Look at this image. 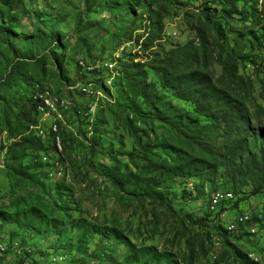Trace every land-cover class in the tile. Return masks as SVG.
Segmentation results:
<instances>
[{"label": "rangeland", "instance_id": "1", "mask_svg": "<svg viewBox=\"0 0 264 264\" xmlns=\"http://www.w3.org/2000/svg\"><path fill=\"white\" fill-rule=\"evenodd\" d=\"M160 1L0 0V264H183L195 232L209 234L210 247L195 264H245L223 244L222 227L232 233L233 251L248 254L250 264H258L255 258L264 264V191L254 196L249 186L236 192L222 169L202 164L199 146L188 148L174 122L186 124L178 120L183 111L201 126L211 120L151 69L195 37L190 26L204 0L192 9L168 0L162 39L146 46L142 40L155 30L147 12ZM244 1L232 18L218 1L212 8L223 26L224 49L236 40L248 57L239 72L253 81L255 103L235 137L254 147L264 142V0ZM132 62L144 64L147 82L165 97L161 112L128 89L124 72ZM17 63L20 74L10 75ZM210 69L215 77L222 73L216 63ZM43 86L33 99L48 95L56 118L54 124L38 114L37 131L47 139L56 126L63 136L60 151L52 148L41 164L34 145L15 148L25 140L36 143L27 102ZM202 139L214 146L219 162L228 161L224 125ZM139 142L148 144L154 159L195 154L200 174L158 178L153 195L135 189L132 174L145 164ZM251 155L244 152L245 159ZM231 192L236 201L221 206L220 195ZM244 217L251 219L241 223Z\"/></svg>", "mask_w": 264, "mask_h": 264}, {"label": "trees", "instance_id": "2", "mask_svg": "<svg viewBox=\"0 0 264 264\" xmlns=\"http://www.w3.org/2000/svg\"><path fill=\"white\" fill-rule=\"evenodd\" d=\"M177 1L184 6H188L190 9L191 6L183 3L182 0ZM213 1L220 3L222 10L227 12L229 18L242 13V10L239 11L238 4L242 1L246 3L244 0H204L198 11L200 17L195 24L191 23L190 26L195 32V37L186 44L178 45L171 49L164 57L159 58L156 66L151 69L156 74L162 75L165 83L170 86L175 95L194 105L199 115L211 120L210 126H201L198 117L191 112L183 111L179 115L178 120L183 118L186 124H178V122H174V124L177 125L181 133L187 138L188 148L192 149V145L197 144L200 152L205 156L202 159V164L204 166L208 165L213 170L222 169L225 180L232 186L234 191H241L243 193L242 188L252 186L254 188L253 194L257 196L264 191V142L250 147L248 143L235 137L239 122L244 119L248 122L250 121L251 112L249 104L255 103L253 81L239 72L240 65L248 57L243 54L242 50H237L236 46H238V42L236 40L233 47L227 46L224 49V46H222L220 41L223 26L221 22L214 21ZM170 4L171 2L168 0H161L158 2L155 10L147 12L155 30H150L147 33V36L142 40V44L149 46V44L154 43L156 40L160 41L162 39V34L165 30L164 20L171 7ZM253 9L255 12V7ZM185 16L186 18H190L188 13ZM260 45L262 46L263 44ZM214 63L222 69V73L218 77H215L210 69ZM97 70L93 72L99 73ZM19 74V64L17 63L13 66L10 75ZM124 78L128 89L136 97L140 96L149 99L152 101L153 107L158 112H161L160 105L165 100V97L157 93L155 84L147 82L144 64L134 62L127 64ZM47 88L46 86L39 88L31 94V98L27 102L31 112L28 117L30 126H32L31 129L39 127L37 102L33 99V95L38 91H45ZM261 96L264 97V90ZM167 106L170 107L171 118L173 105L170 102ZM164 121L166 120L164 119ZM220 125H224L226 128L224 156L228 158V161L225 162H219L214 146L202 139L206 131L211 128H217ZM61 135L63 136L62 133ZM36 139V143H27L26 140L22 141V143L16 145L15 149H24L34 145L33 151L43 153L40 158L42 164V158L45 155H49L52 148L53 151L55 148L57 149L56 136L55 134H50L47 136V139H39V137ZM122 143L124 144V141ZM63 145L66 150L64 142ZM137 145L143 155L142 158L145 164L142 171L132 174L136 184L134 187L135 189L141 186L144 187L145 189H143L148 195L156 193L155 183L158 182V178L173 175L197 176L200 174L197 169L198 158L193 153H178L174 161L162 158L154 159L148 154V144L139 142ZM245 151H249L252 155L245 159ZM215 195L218 194L213 195L212 202ZM233 196L235 197L234 194ZM159 200L161 201L162 198L160 197ZM239 201L242 202V200L238 199ZM222 230L223 244L237 254V257H241L242 260L247 261L244 262L245 264L253 263L248 254L237 253L232 250V233L226 227H222ZM208 238L209 234L202 235L198 232H195L190 238L188 237L187 255L183 258V264H195L201 257L209 254L210 247L207 246L206 241ZM19 264H25V262L22 261Z\"/></svg>", "mask_w": 264, "mask_h": 264}, {"label": "built area", "instance_id": "3", "mask_svg": "<svg viewBox=\"0 0 264 264\" xmlns=\"http://www.w3.org/2000/svg\"><path fill=\"white\" fill-rule=\"evenodd\" d=\"M183 3L190 5V9L196 8V4H197V0H182ZM200 7H197V10L199 11ZM86 70H97V69H86ZM83 92L84 93H88V89L85 87L83 88ZM60 96V95H58ZM37 110H38V114L41 115H48L49 118H51V122L50 123H54L55 124V116H54V111L53 108L49 106V101H48V95H44V96H39L38 97V102H37ZM92 110V108L90 109ZM59 130V129H57ZM35 135L39 137V139H42V135L41 132L37 131V127H35ZM55 136H57V131L55 132ZM59 148V146H58ZM43 155V153H42ZM44 162H45V156H44ZM46 163H50V162H46ZM213 209V207H212ZM241 229V227H239ZM218 237V236H217ZM219 238V237H218ZM260 261V260H259Z\"/></svg>", "mask_w": 264, "mask_h": 264}, {"label": "bare ground", "instance_id": "4", "mask_svg": "<svg viewBox=\"0 0 264 264\" xmlns=\"http://www.w3.org/2000/svg\"><path fill=\"white\" fill-rule=\"evenodd\" d=\"M183 2V1H182ZM43 94H44V92H43ZM39 96H41V94H38L37 96H35V101L36 102H38V97ZM57 129H59L58 127H56V126H54L53 127V131L50 133V134H55V132L57 131V136H56V142H57V144H56V147L58 148V146H59V151H60V148H61V141H60V136H62L61 134H60V131L59 130H57ZM42 135H44V133L42 134ZM221 196V199L220 200H218V201H220V204H222L224 201L225 202H231V201H234L235 199V197L233 196V195H226V196H222V195H220ZM250 219L251 218H248V217H244V218H242L241 220H240V222L241 223H244V221H246V222H249L250 221ZM227 229V228H226ZM229 232H230V230L229 229H227ZM239 230V229H238ZM215 239V241H214V244H215V246L216 247H219V246H221L222 245V242H221V245H220V242H219V238L216 236V238H214ZM253 260V259H252ZM255 260L258 262V264H259V260L260 259H256L255 258Z\"/></svg>", "mask_w": 264, "mask_h": 264}]
</instances>
